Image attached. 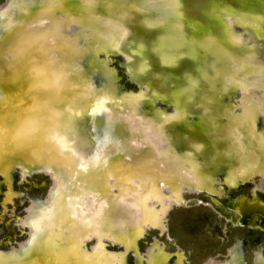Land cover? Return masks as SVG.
<instances>
[{
	"label": "bare ground",
	"instance_id": "bare-ground-1",
	"mask_svg": "<svg viewBox=\"0 0 264 264\" xmlns=\"http://www.w3.org/2000/svg\"><path fill=\"white\" fill-rule=\"evenodd\" d=\"M85 1L87 4L81 6L80 9V3L84 4ZM102 1L103 0H5V2L0 5V90L2 93L0 96V129L4 127L3 125L6 123V117L11 114V111L14 110L13 106L18 101L25 99L23 101L24 103L22 102L24 106L17 108V110L23 111L41 98L38 96L39 92H53L50 87L54 84V79L58 73L57 68L54 67V65H49V63L44 64V62L48 61V56L49 58H54V56L58 58L61 57L60 54H50L48 50L49 47H52L54 44L52 39L56 37L65 42L70 53H72V49L76 50V52L80 54V61L82 62L83 60L84 65L96 71V74L93 75L88 74L86 70L84 73H80L77 79L69 81V84L67 83L70 86L67 89L72 91L76 89L79 84L83 88L82 92H84V96L95 95L99 98V101L95 103L93 101L94 99L88 100L83 106L85 110L84 114L90 113L88 121L82 119H65L63 122L59 123L57 128L61 130V140H66V143L71 144L70 146L67 145L62 148L67 147L69 149H75L61 155L60 161L58 160L55 162V160H51L49 157L53 155V152L62 149L60 147L61 141L56 139V141L48 142L47 146L44 145L45 148L44 151H42L40 145L34 144V139H29V141L26 142L27 140L24 138L25 136H23L25 134V131L22 129L24 126L23 124H21V126H19L20 124L12 126V130H19V133L10 138V144H12L10 148H13V153L5 157L4 161L0 160V172L3 174V179L5 181L11 179L10 172L19 162H26L27 166L23 165L24 170L25 168H29V170L39 168L40 164L44 167L46 166L45 168L48 170H55L58 168V164H60L62 165L60 169L64 168L65 172L61 181L58 183L60 185L59 192H54V190L50 192V200H47L50 201L48 202L49 204L46 203V201L42 203L35 202L30 208L33 210L29 211L30 213L28 212L29 217L26 216L28 217V225L32 227L30 244L27 248V244L24 246V248L29 251L26 253L24 252L26 251L25 249L24 251H0V264H122L125 262V259L130 255L133 247L127 244V240L117 237L128 235V238H134L144 229L148 221L150 222V215L154 212L158 214L160 210L158 209L157 211L156 208L150 205L151 203H148L149 200L155 198L156 202L153 201V203L156 205L169 203V201L160 197L161 189L167 188L175 198L180 195V187H176L175 183L170 182L171 187H175L171 188L170 185L167 184L169 180L167 182L165 181L166 183H164L162 187L158 186L161 189H158V187H154L153 189L143 187L144 182H146V186L150 185L153 187L152 182L154 177L151 176V178H149L150 176L148 175L142 178L133 176L131 173H128L130 172L128 171L129 168L133 172H137L142 168H154L160 172H167L169 169L166 167L170 165L176 173L181 172L180 169L182 168H187L191 172L194 171L197 176H200L203 179V183L214 185V179L210 180V177L224 174V171L220 169L222 163H224L227 169L233 170L232 172H235L234 169H238L239 172H237L239 174L237 178L234 179L233 177L231 180H226L230 189L237 188L240 180L251 178L250 174L246 171L247 169L243 167L246 161L248 165L254 167L253 169L250 168V173L259 174L264 171V159L262 154L264 153V142L259 139L257 134L249 133L251 132L250 126H245L242 130H239L243 126L240 125L242 123L241 121L239 122L240 117L244 119L247 114L249 116L251 111L244 106V97L247 96L248 99L250 98L249 96L252 97L253 92L251 91L255 88L249 87L251 86L249 84L244 85L238 78L248 77V75L260 69L264 72V69L258 64V59L264 60V8H259L258 3L264 4V0H112L116 4L115 6L129 5L132 13H124L120 17V24L117 26L118 29L115 30V36H113L114 34H111L112 36L105 35L109 37V43H107L108 49L101 46L102 43H99L102 40L103 34L100 33L97 28L102 26V24L92 15V12L99 11L98 7ZM110 7H112V5H110ZM104 11L105 9L103 12L100 11V13H104ZM244 11H251L259 15L262 21L254 22L248 18L244 19L242 17ZM59 13L64 15L59 16ZM116 16L117 15L113 13L112 17L115 18ZM177 16L179 17L176 18ZM132 19L138 23H144V26L136 29L132 27L131 29L128 23ZM77 21H81V24L78 26L74 24ZM230 22L240 25L242 27V32L247 33L248 36L241 37L239 34H232L229 36L228 33L224 31L223 26L225 27L227 23L230 24ZM107 28H109V26L105 28L106 30H104V28L103 30L107 31ZM180 28H185V30L182 31ZM158 31L160 35L156 37ZM192 31L193 35L191 34ZM108 34H110V32ZM48 37L52 39L47 41ZM80 41L86 42L83 47L78 45ZM192 42L197 45L193 46ZM204 42L206 44H204ZM202 43L205 46L207 45L208 52L218 55L221 54L225 57L224 72H220L216 77L220 93L213 97L215 103L211 100L212 97L208 98L206 102L207 105H211V103L215 105L217 101L220 105H218L219 107L205 106V108H215V110H218L221 106L220 109L225 111L223 106L229 104L228 100L230 97L236 95L238 92L242 96L240 100L242 109L238 110V114L235 115L234 111L230 114H225V116L229 114V118L230 116L235 118L233 119V123L227 121L228 123L215 124L214 127L217 129V132L212 136H215L214 138H205L204 141H200L201 136L211 123H204L198 120L196 116L191 117L194 119L192 122L186 119L177 124H169L170 118L178 114L179 111H182L179 109L187 107L188 104L196 100L198 101L195 105L204 102L205 99H203V97L196 99V94L190 90L192 85L186 88L185 93H190L187 95V101L181 103V105L172 106L174 103L173 100L176 99L175 97L179 92L170 95L169 98L166 94L165 97H167V99L165 98L164 100L165 105L166 107L171 105V107L174 108L175 114H168L167 117H169V119L164 117V122H167L165 132L163 128L162 131H160L161 129L157 127L153 129L154 131H150L141 120L137 119V117L132 114L129 116L128 113L120 109L115 108L114 111H109L110 109L108 108L106 110L104 109L108 102V97L110 96H112L111 100L115 103H119L123 99L126 100V97H129V102L140 99L145 101L146 99L142 105H146L147 107L150 106L152 113L158 114L160 117L163 115L166 116L163 110L157 111L153 108L155 107L154 100L152 99L153 97H147L146 88L141 81H147V90L150 91L153 87L155 91L154 95L156 96L164 95L163 93L165 91L169 93V91L175 89V87L182 86L179 80L183 75L182 70H188V66L190 65H187L186 61L183 59H179V56L175 57L176 55L173 58H171V54L170 58L166 57L167 55L159 56L158 51L164 49L163 51L166 50L167 52V50H169L174 53L175 51L178 52V50L180 51L183 49L193 50L194 55L190 57L194 59L192 61H196L197 59L200 60L199 55L204 52L201 50L202 47L200 46ZM235 43H238V45H235ZM121 45L122 47L125 45V48L121 49ZM195 46L196 48H194ZM25 47L27 55L22 56L19 54V51ZM39 47L45 49L40 56L36 54ZM100 52H104L105 55L98 57ZM109 53L120 55L121 59L123 58L122 61L125 65L124 69L131 75V81L136 84L139 91L121 92L120 88L115 85L113 70H107L105 66L106 55H109ZM233 53L241 54V59L243 60L236 61L235 57L231 55ZM126 57L128 59V64H126ZM63 58L66 57L62 55V61ZM71 58L72 59L69 58V60L67 57L66 60L62 62V65L55 60V65L60 64L61 67L59 73L65 74L74 72L72 64L73 57ZM102 58L105 60L103 61ZM161 58L162 61L166 60V58H168L167 60L170 59L169 62L172 61L170 66H173V68L168 64L167 66L160 64L159 61H161ZM205 58L206 56H204V60ZM238 59L240 58L238 57ZM147 60H149L150 63L147 62L148 67L146 66L138 71L141 74H139V77L137 76V78L140 79V81H138L131 73L136 67H141L140 65ZM162 61L161 63H164ZM177 64L178 66L175 67ZM206 64L207 63H204L203 60L200 64L192 63L194 66L191 71L196 72L206 66ZM217 64L219 63L217 62ZM217 64L215 67H217ZM159 65L162 69L170 67L169 69L171 70L169 72L165 71L164 74H162L163 71L162 73L160 71L157 73L156 70H158ZM2 70H9L10 72L3 74ZM135 71L136 70H134V72ZM155 72L160 74L159 77L162 80L156 78L158 75L156 76ZM17 75L20 76V79H18ZM198 75L201 76L192 77L190 80L192 79L194 83L197 82L198 86L201 87V82L205 78V74L203 75L201 72ZM250 78H252V75ZM21 82L22 86H20ZM208 82L210 84V81ZM95 87H102V90L99 92L95 91ZM33 88L36 89L35 92H31ZM263 88L260 89L262 90ZM64 89H66V86L61 85L58 91L62 94ZM171 96L172 99H170ZM181 97H183V95ZM168 99L169 101H167ZM262 99H264V95L260 96L257 100L258 102L254 104V106L256 105V111L260 114L264 111V101H262ZM259 101H261V105H258ZM4 102H8L9 105L7 108L3 109L1 107L5 105ZM26 104L28 105L27 107H25ZM106 107H109V105ZM101 108H103L102 112L96 115L97 111ZM136 108L139 109V106L132 105V113ZM211 113L215 114L216 112L213 111ZM165 118L167 120H165ZM160 121L163 122V118H161ZM122 123L126 126V130L121 129ZM190 129L192 136L195 138L194 143L197 145L202 142L199 144L201 146L195 148L194 144H187L181 139V135L184 134V131H189ZM234 130H237L235 134H233ZM219 131H231L233 133L232 136H227ZM239 131H242V134L239 133ZM127 132L129 133V137H123ZM45 133L43 137L47 136V134H51L48 129ZM68 135H70V137H68ZM235 135L242 138L239 140H243V147L237 140H233V136ZM160 136L162 138L164 136V138L159 140ZM7 137L9 138V136H0V159L3 158L2 156H4L7 148H9L8 146H10L6 143ZM173 138L175 141H173ZM97 140H100L101 144L104 145L107 143L106 141L111 140L114 146L113 155L110 157H100L104 150L100 143H96ZM176 143L179 145V152L174 149ZM167 144H170L173 149L167 147ZM164 145H166L167 148H164ZM84 146H88L87 153H83L82 151ZM247 147L251 148V150H248ZM15 148L17 149V153ZM185 148H189L190 152L186 154L180 153V150L182 151ZM48 149L51 152L50 154L46 151ZM158 149H161L162 154L156 151ZM95 151L99 153L95 154ZM41 152L42 154L40 155ZM173 153H176L177 156L179 154V160H173L171 157ZM242 153L246 154L243 155ZM124 155H130L131 157L125 159ZM161 156L162 158H168L165 164L161 162H150L151 160L156 161L155 159L159 157L161 159ZM208 156L211 160H217L221 162V164L219 163V165H214V168L209 167V169L206 170L201 166L204 164L200 162L206 160ZM85 159L91 161V164L82 176L86 181L90 179V177H96L97 182L93 183V185L97 186L102 196L97 195V191L76 190L64 186L65 184L68 185L74 182L76 173H79H73V175H75L72 177L69 171L70 168L80 165ZM38 160L42 162L39 163L40 161ZM191 162H194L195 167H192ZM120 163L122 164L120 165ZM106 165L109 166L105 168L104 166ZM86 181H82V185L87 184ZM121 183L128 187L130 186L132 193L128 192L127 194L125 191L126 188L122 187L120 185ZM55 184H57V182ZM204 186L205 185H203V187ZM118 188H122L124 191L122 190L119 194L117 191ZM165 191L166 190H164V192ZM217 191L219 192L218 188ZM54 193L56 194L55 197H53ZM228 204L232 206L233 209L239 211L238 226H242L244 220L253 213L257 211L264 213V205L259 201L256 195L254 199H248L242 194L235 202H229ZM152 211L154 212L152 213ZM151 218H153V216ZM156 221L158 222L159 218H157ZM238 221H235V223ZM62 229H65L64 233H62ZM97 230L103 231L98 233V236L101 233L105 234V231H111L115 239H118L116 242L112 241V244L118 248H114L112 252L107 249L105 250L103 247L99 253L97 251L92 253L86 251L83 248L85 238H90L88 241H96L95 237H90L89 234H97ZM108 234L109 233H107V235ZM82 235L86 236L84 237ZM101 239H98L99 243H104L106 241L103 239L102 241ZM240 244L241 240L239 239L235 242L233 249L229 251L231 255L233 253H239L241 256L239 260L236 259L237 257L234 258L232 264H244V257H242L244 249L241 248ZM134 245H136V243ZM161 250L164 251V249ZM179 252L180 248L171 254L159 252L154 255L155 257L146 258L144 261L147 263L152 260L153 264H164V262H162L164 257H166L165 262H168L171 260V255H177ZM98 254H100V257ZM94 257L99 258L95 259V261L93 260ZM109 257H111V261L108 260ZM255 264H264V261H261L260 258L257 257Z\"/></svg>",
	"mask_w": 264,
	"mask_h": 264
},
{
	"label": "rangeland",
	"instance_id": "rangeland-1",
	"mask_svg": "<svg viewBox=\"0 0 264 264\" xmlns=\"http://www.w3.org/2000/svg\"><path fill=\"white\" fill-rule=\"evenodd\" d=\"M4 2H5V0H0V5L3 4ZM111 2L112 3H107V0H103L102 3L98 7L99 11L92 12V15H94V17L97 20H99V22L102 24V26H99L97 28V30L103 34L102 40L99 43L100 44L102 43L103 45L101 44V46H103L105 48H107V45H108L107 43H109V37H107L105 35L112 36L114 34L113 36H115V30L118 29L117 26L120 24V17L124 13H128V14L132 13V10L130 9L129 5H127V6L126 5L115 6L116 5L115 2L112 0H111ZM85 4H87L86 1L84 2V4L80 3L79 8L81 6H84ZM258 4H259L258 5L259 8H261V9L264 8V4H260V3H258ZM102 5H104V6H102ZM110 5H112V7H110ZM113 8H115V9L118 8L119 10L116 9L117 10L116 11ZM104 9H105V11H104L105 14L102 13ZM111 9H113V10H111ZM100 11H102V12L100 13ZM113 13H115V15H117L118 17L117 16L115 18L112 17ZM61 15H64V14L59 13V16H61ZM178 17L179 16H177L176 18H178ZM242 17L244 19H246V18L251 19L254 22L262 21V19L259 15L254 14L251 11H244V14H242ZM131 18H133V17H131ZM168 22H170V21H168ZM74 24L76 26H78L81 24V21H77ZM111 25H112V27H111ZM104 26H106V27L109 26V28H107L108 32L104 31V30H106L105 29L106 27H104ZM128 26L131 29H132V27L136 29V28H141L142 26H144V23L141 24V23H138L137 21H135L134 19H132L128 23ZM231 27H233V28H231ZM103 28H104V30H103ZM223 28H224V31H226V33H228L229 36L232 34H239L241 37L242 36H245V37L248 36L247 33L242 32V30H241L242 27L236 23H232V22H230V24L227 23V25L225 27L223 26ZM181 29H182V31L185 30V28H180V30ZM109 32H110V34H108ZM191 34L193 35V31L191 32ZM158 35H160L159 31H158L156 37ZM50 39H52V38L48 37L47 41H50ZM103 39H108V40H103ZM52 40H53L54 44L52 45V47H49V49H48L50 54H53V55L54 54L55 55L60 54L61 57L63 55V57L64 56L66 58L68 57V59L69 58L72 59L71 57H73V61H72L73 63L72 64H73L74 72L65 73V74L59 73V71L61 69L60 64L62 65L63 64L62 62L64 60H66V58H63V61H62L61 57L60 58H58L56 56H54V58H52V57L49 58V56L47 57L48 61L47 62L45 61L44 64L49 63V65H54V67L57 68V72H58L55 79H54L53 86L50 87L53 92H50V91H45L43 93L39 92L38 96L41 98H39L35 103L31 104L32 106L31 105L28 106L26 104L25 107L28 106V108H26L23 111L17 110V108H19L20 106H24L22 104V102L25 99H21L20 101H18L13 106L14 110H12L11 114L6 117V123H5V125H3L4 127L2 129H0V136L1 137L2 136H9V138L7 137L8 139H7L6 143H8L7 145H10V146H8L9 148H7L4 156H2L3 158L0 159L1 161H4L5 157H7L8 155H11L13 153V151H12L13 148H10V147H12V144H10V138H11V136H16L19 133L18 132L19 130H16V131L12 130V126H16L19 124H20L19 126H21V124H23L24 126L22 129H23V131H25V134L23 135V136H25L24 138H26V140L27 139H34V141H33L34 144L40 145L42 151H44V148H45L44 145L47 146L48 142L56 141V139H58V141H61V144H60L61 148L64 146H67V145L70 146L71 144L66 143V140H61L62 139L61 130H58L59 128H57L59 123L63 122L65 119H71V120H78V119L81 120L82 119V120L88 121L90 113H88V114L86 113L87 115L84 114L85 110L83 109V106L86 104V102L88 100L94 99L93 100L94 103L99 101L98 96H95V95L84 96V92H82L83 88L79 84L77 85L76 89H74L72 91H69L67 89L70 87L68 85L70 83L69 81H73L74 79H77L79 77L80 73H84L86 70L88 72V74L93 75V74H96V71L91 70V68H89L87 65H84L83 60H82V62L80 61V59H81L80 54H78L76 52V50L72 49V51H71L72 53H70V51L67 48V45L65 44V42L60 40V38L56 37ZM85 43H86L85 41H80V43H78V45L80 47H83L85 45ZM151 43H153V42H151ZM192 44H193V46L197 45V44H194L193 42H192ZM204 44H206V43L204 42ZM204 44L202 43L200 45L202 47L201 50L204 51L203 52L204 54L203 53L200 54L199 55L200 60L197 59L196 61H192L194 59H191V57H190V56L194 55L193 50L191 51V50L183 49L180 51L178 50V52L175 51L174 53H172L169 50H167V52H166V50L163 51L164 49H162L161 50L162 53L160 50L158 51L159 53L157 52L159 56L167 55L166 57H168V58H170V54H171V58H173L175 55H176L175 57L179 56L178 57L179 59H183L184 61H186L187 65H190V66H188V68H189L188 70H186V71H184V69L182 70L183 75L179 78V80L181 82L180 84L182 85L179 87H181V88H179L177 86V87H175V89L170 90L169 93L165 91L163 93L164 95H157L156 96V95H154L155 91H154L153 87L149 91V90H147V84H146L148 82L144 81V80L141 81L143 86L146 88V94H148L147 97L148 96L150 98L153 97L152 99L154 100V106H155L153 108L157 111L163 110L165 112L166 116L163 115L162 117H160V115L152 113L150 106L147 107L146 105H142V103L145 102V101H143V99L134 100V102H132V101L129 102V100H130L129 97H126L127 98L126 100L123 99L121 101L122 103L121 102L115 103V102H113V100H111L112 96H110V97H108V102L105 105L104 109L106 110L108 108V109H110L109 111H111V110L114 111L115 108L120 109L121 111L128 113L129 116L132 114L135 117H137V119L141 120V122H143V124L147 127V129L149 128L150 131L151 130L154 131L153 129L157 127L158 129H161L160 131H162V128H163V130L165 132V130H166L165 127L167 126L166 125L167 122H164V117H167L168 114L169 115L175 114L174 108H172L171 105L166 107L165 102H164L165 98L167 99V97L169 98L170 95L179 92V94H177L175 97L176 99L173 100L174 103L172 101V103H173L172 106L175 107L176 105H181V103H184L187 101V95L190 93V92L187 94L185 93L186 88H189L190 85H192L190 90L196 94V99L203 97V99H205L203 102L205 105L203 103L195 105V103L198 100L193 101L192 103L188 104L187 107H183V108L179 109V110H182V111H179V113H178L179 117H178V114L172 116L170 118L169 124H177V123L181 122L182 120H186V119H188L192 122L194 119L191 117L196 116V117H198L197 118L198 120H201L204 123H206V122L208 124L211 123L209 125L210 127L208 126L205 133L201 136L200 141H204L205 138H211L215 134V132H217V129H215V127H214L215 124L219 125L220 123H222V124L226 123L229 120V114L231 112L234 111V114L237 115L238 110L242 109V106H240V103H241L240 100H241L242 96L238 92L236 95H233L232 97H230L228 100L229 104L223 106V109H225V111L220 109L221 106H220V108H218V110H215V108L214 109L213 108L212 109H210V108L206 109L205 108V106H218V105H220L217 103V101H216L215 105H213L212 103H211V105L210 104L207 105L206 102L208 101L207 100L208 98L212 97L211 100H213L215 103V100L213 97L216 94L220 93V89L218 90L219 86L217 85L218 82L216 81V77L218 76V74L220 72H224L225 57H223L221 54L218 55L215 53L213 54V53L208 52L207 51L208 47H207V45L205 46ZM235 45H238V43H235ZM41 47H39L38 51L36 52V54H38L39 56L43 53V51H45V49L41 48ZM194 48H196V46ZM19 52H20L19 54L22 56L27 55L26 47L23 48L22 50H20ZM191 52H193V53H191ZM101 55H105L104 52H100V55H98V57H100ZM224 55H227V54H224ZM231 55L235 57L236 61L243 60V59H241L242 57H241V54H239V53L238 54L233 53ZM108 56H109V58H108ZM204 56H206L205 60H204ZM238 57L240 59H238ZM168 58H166V60H164V61H162V58H161L160 60L164 63H161V61H159L160 64H163L165 66H167V64H168L170 66L172 61L169 62L170 59L167 60ZM122 59H121L120 55H116V54H112V53H109V55H106V60L104 58H102L103 61L105 60V66H106L107 70H110V71L113 70V74L115 75V85L120 88L121 92H126V91L137 92L139 90H138L136 84H134L131 81V75H129L128 72L124 69L125 65H124V62L122 61ZM50 60H51V63H50ZM55 60H57L58 63H60V64L55 65ZM202 60L204 63H207L206 66H204L203 68L199 69L196 72L191 71V69L194 66V65H192V63L200 64V62ZM258 61H259L258 64L264 69V60L258 59ZM147 62L150 63L149 60H147L146 62H144L140 65L141 67H138L139 70L136 67L134 69L136 71L134 72V70H133V72L131 74L139 77L141 74L138 71L142 70V68H144L146 66L148 67ZM217 62L219 64H217ZM215 63L217 64V67H215L216 66ZM126 64H128L127 57H126ZM108 65H109V67H108ZM137 66H138V64H137ZM177 66H178V64L175 65V67H177ZM170 67L173 68V66H170ZM170 67H167V69H162V68H160V65H159V68L156 71H157V73H159L158 71H160L161 73L163 71L162 74H164L165 71L169 72L171 70V69H169ZM9 72H10L9 70L8 71L2 70L3 74L9 73ZM201 72L203 73V75L205 74V78L202 81L203 83L201 82V87H200V86H198L197 82L194 83L192 81V79L190 80V78H192V77L194 78L195 76L200 77L202 74L201 75H198V74ZM157 73L155 75L156 76L158 75L156 77L158 79V78H160L159 77L160 74H157ZM251 75H252V78H250ZM93 78H94V76H93ZM238 78L240 79V82L243 83L244 85L249 84V85H251L249 87L255 88L253 91H251V92H253L252 97L249 96L250 97L249 101H250V103H252L251 105L254 106V104H256V102H258L257 101L258 98L260 96L264 95V91H263L264 90V88H263L264 87V72L261 71V69H260L254 73H251L250 75H248V77L245 76L244 77L245 79L243 77H238ZM18 79H20V76H18ZM205 79H207V80H205ZM246 80H248V81H246ZM208 81H210V84ZM159 82H161V81H159ZM211 82H212V84H211ZM21 84H22V82L20 83V86H22ZM261 84H262V87H261ZM61 85L66 86V89L63 90L62 94L58 91V89ZM210 85H211V87H210ZM183 87H184V89H183ZM177 88L179 89V91ZM260 88H263V89L261 90ZM35 90L36 89L33 88L31 90V92H35ZM101 90H102V87H97V88L95 87V91L99 92ZM37 91H38V89H37ZM166 94L168 95L167 97H165ZM1 95H2V93L0 90V96ZM182 95H183V97H181ZM250 95H251V93H250ZM49 98H51L52 101ZM95 98H98V99H95ZM170 99H172V96ZM158 101H160V102H158ZM167 101H169V99ZM260 102L261 101H259V104L258 103L257 104L261 105ZM4 104L5 105H2V107H1L3 109L7 108L9 105L8 102H4ZM108 105H109V107H106ZM132 105H135V106L142 105V108H141L142 111L139 109H137V110L135 109V110H133V113H132V111H131ZM102 110H103V108L99 109V111H97L96 115L99 114V112H102ZM213 111H215L216 113L218 112V113L212 114L211 112H213ZM227 113H229V114L227 116H225V114H227ZM246 117L244 119H241L242 117H240L239 122L241 121L242 123L240 125L241 126L243 125V126L239 130H242L245 126H250L251 132H249V133L250 134H254V133L257 134L259 139L264 142V111L261 114L256 111V113L253 116H250V115L248 116V114H247ZM161 118H163V122L160 121ZM167 119H169V117H167ZM167 119L165 118V120H167ZM231 123H233V120ZM210 128H211V130H210ZM47 129L50 130L51 134L50 135L47 134V136L43 137V135L46 134L45 132L47 131ZM253 130H255V131H253ZM235 132H237V130H234V133L231 131L230 132L221 131L220 133H223L227 136L228 135L232 136V133L235 134ZM241 132L242 131H239V133H241ZM149 133H151V132H149ZM147 135L149 136L148 133H147ZM164 136H163V138H164ZM68 137H70V135H68ZM214 137H212V138H214ZM163 138L160 136L159 140H161ZM240 138L241 137H239L238 135L233 136V140H237L240 144H242V147H243V142H242L243 140L242 141L239 140ZM181 139L183 141H185L187 144H191V143L194 144L195 148L201 146L199 144L202 143V142H200L197 145L194 143L195 138L191 134V129L189 131H184V134L181 135ZM173 141H175L174 138H173ZM106 142L107 143L104 145V144H101L100 140L96 141V143H100V145L102 146V149L104 150L103 153H101L100 157H110L113 155V147L114 146L111 143L112 141L109 140ZM178 143H176V145L174 147V149L176 151L179 150L178 149L179 148ZM158 144H159V142H158ZM170 144H167V147L173 149L170 146ZM167 147H166V145H164V148H167ZM247 148H248V150H251V148H249V147H247ZM188 149L189 148H185L182 151L180 150V153H185V154L187 152L189 153L190 149L189 150ZM71 150H75V149H73V148L69 149L67 147L59 149L56 152H53V155H50L49 158L51 160H55V162L58 160L60 161L61 155H64L65 152H68ZM248 150H246V151H248ZM46 151L48 154L51 153L49 149ZM156 151H158V153H161V149L160 150L158 149ZM98 153H96V151H95V154H98ZM41 154H42V152L40 153V155ZM242 154L245 155L246 153H242ZM262 154H263V159H264V153H262ZM243 155H241V156H243ZM178 156H179V154H178ZM178 156L176 153H173V155L171 157L173 158V160H179L180 156L179 157ZM124 157H125V159H127L128 157H131V156L130 155L129 156L124 155ZM212 158H214V157H212ZM155 160L156 161L151 160L150 162L151 163L152 162H155V163L161 162V163L165 164V162H166V160H168V158H162V156H161V159L159 157V158H156ZM41 162L42 161L40 160L39 163H41ZM22 163H25V164H22ZM197 163H199V162H197ZM200 163L204 164L201 166L204 167L206 170H208L209 167L212 168L214 165H219V163L221 164V162H219L217 160H211L209 158V156H208V158H206V160L201 161ZM90 164H91V161H88L85 159V161H82L80 163V165H77L74 168L73 167L70 168L69 171H70V175L72 177L75 175V174L73 175V173H75V172H79V173L78 174L76 173V177H74L75 178L74 182H72L68 185L65 184L64 186H66V188L71 187L72 189H76V190L92 191V192L97 191V193H98L97 195L102 196L101 195L102 193H101V191H99V189H97V186L93 185V183L97 182L96 177H90V179H87V181H86L85 178H83V176H82V174L86 171V169H88ZM121 164L122 163H120V165ZM191 164H192V167H195L194 162H191ZM23 165L27 166L26 162L17 163L14 166L13 170H11V172H10L11 179H9L7 181H5L3 179V174L0 172V251L1 252H7V251H11V250H17V251L23 250L24 251V249L26 250V251H24L25 253L27 251H29L26 248H27V246H29L30 241H31L32 227H30V225H28V223H27V219L29 217L28 212L33 210L30 208L32 207V204L34 205L35 202H38V203L39 202L42 203L45 201H46V203L50 202V201H47V200H50V197H49L50 192L53 190H54V192H57V193L59 192V189H60L59 186L60 185L58 183L61 181L63 174L65 172L64 168L60 169V166H62L60 164H58V168H56L55 170H52V169L48 170L45 168L46 166L44 167L43 165H41L39 168H35L33 170H29V168H25V170H24ZM107 166H109V165H106L104 167L106 168ZM243 167L247 169V170L246 169L245 170L250 174L251 178H248L247 180H244V179L240 180L237 188H235V189H230L227 181L233 179V177H234V179L238 177V175H239L238 169L233 168L235 170V172H232L233 170L231 171V170L227 169L226 164L224 165V163H222L221 168H220L221 170L224 171V174L210 177V180L214 179L213 180L214 185L213 184L211 185L210 183H208V185L206 183H203V179L200 176H197V174L194 171L191 172L187 168L180 169L181 172H179V173H176L175 170H173L170 165L168 167H166L167 169H169V171H167V172H160L159 170L154 169V168H150V169H145V168L143 169L142 168V169L138 170L137 172H133L129 168L128 171H130V172H128V173H131V175H133V176H138L139 178L145 177L147 175L150 176L149 178H151V176L154 177L153 179L155 181L153 180V182H152L153 187H151L150 185L146 186V182L143 183V187L148 188V189H153L154 187H158V186L162 187V185L169 180L167 183L168 185H170V182H171V183H175L176 187H180V195H178L175 198L174 196L171 195V192L167 188L161 189L160 187H158V189H161L160 197L169 201V203L156 205L155 203H153V201L156 202L155 198H153L154 200L153 199L149 200L148 203H151L150 205H152L154 208H156L157 211H158V209L160 210V211H158V214L156 212L152 211V213L153 212L154 213L150 216L151 217L153 216V218L150 217V222L148 221V223L144 227V229H142L141 232L137 236H135L134 238H131V237L128 238V235L123 236V237H117V238H121V239L123 238V239L127 240L128 241L127 244H129L130 246L133 247V249H131L130 255L125 259V262H123L122 264H153L152 260L148 261L146 263V261H144V259H146V258L148 259L149 257H152L156 253L158 254L159 252H161V253L167 252V253L171 254L174 251H176L178 248H180V252L177 255H174V256L171 255V260L168 262H165L166 257H164L162 262H164V264H171V263H173V264H181V263L182 264H207V263L208 264H216L217 262H218L217 264H219V263L232 264L234 258L237 257L236 259H238V260L241 258L239 253H233L232 255L229 253V251L231 249H233L235 242L239 239L241 240V244H240L241 248L244 249V254H242V257H244V264H255V260L257 257H259L261 261H264V213H262L261 211H257L255 213H253L251 216H249L247 219H245L242 226H238L237 223H239V221H238L239 211H237L236 209H233V207L228 204L229 202H235L243 194L248 199H254L255 195H256L257 198L259 199V201L264 205V171H262L259 174L258 173L257 174L250 173L249 172L250 168L253 169L254 167L248 165L247 161ZM67 171H68V169H67ZM231 174H233V175H231ZM82 181H86L87 184L82 185V183H81ZM56 182H57V184H55ZM124 182H125V180H124ZM192 182H195V183H192ZM199 184L201 185L200 187L194 186V185H199ZM120 185L122 187L126 188L125 191L127 192V194H128V192L132 193L130 186L128 187L127 185L122 184V183ZM203 185H205V186L203 187ZM170 187H171V185H170ZM173 187L174 186H172L171 188H173ZM217 188H218L219 192L217 191ZM122 190H123L122 188L117 189L119 194L121 193ZM164 190H166V191L164 192ZM55 195L56 194L54 193L53 197H55ZM26 216H28V217H26ZM154 217L159 218V221L157 222L156 221L157 218H154ZM235 221H238V222L235 223ZM163 222L166 226L163 224ZM160 227H161V229H160ZM30 228H31V230H30ZM155 228H157V229H155ZM64 231H65V229H62V233H64ZM97 231H98L97 234H95V233L89 234L90 237L91 236L93 238L95 237L97 242L93 241V240L88 241V239H90V238H88V237L85 238V241L83 242V245H84L83 248L86 251H88L90 253L97 251L99 253L103 247L105 250L107 249L108 251L112 252V251H114V248H118L117 246L115 247L112 244V241L116 242V240H118V239H115V236L111 234L112 233L111 231L110 232L105 231L106 232L105 234L101 233L99 236H98V233L103 232V231H99V230H97ZM107 233H109V234L107 235ZM82 236L85 237L86 235H82ZM101 238L103 240H106V241L104 243L103 242L99 243L98 239H101ZM135 243H136V245H134ZM25 244H27L26 248H24ZM94 246L96 247V249ZM161 249H164V251H162ZM170 251H172V252H170ZM227 251H228V253H227ZM258 252H260V253H258ZM98 256L100 257V254H98ZM99 257H94L93 260H95ZM108 260L111 261V257H109ZM122 260H124V259H122Z\"/></svg>",
	"mask_w": 264,
	"mask_h": 264
},
{
	"label": "water",
	"instance_id": "water-1",
	"mask_svg": "<svg viewBox=\"0 0 264 264\" xmlns=\"http://www.w3.org/2000/svg\"><path fill=\"white\" fill-rule=\"evenodd\" d=\"M107 3H112L111 2V0H107ZM125 48V45H123V47H122V45H121V49H124ZM135 76V78L138 80V81H140V79H138L137 78V76L136 75H134ZM8 92V91H7ZM52 98V97H51ZM51 98H49L50 100H51ZM52 101V100H51ZM144 101V100H143ZM142 101V102H143ZM145 101H146V99H145ZM262 101H264V99H262ZM243 104H244V106L247 108V109H249V110H251L250 111V113H249V115L250 116H253L254 114H255V112H256V108L253 106V105H251L252 103H250V101H249V99H248V97L246 96V97H244V100H243ZM140 106H142V105H139V110H141V108L142 107H140ZM256 106V105H255ZM136 109H138V108H136ZM233 119H235V118H233L232 116H230V118H229V120H228V122L229 123H231V121L233 120ZM121 129L122 130H126V126L122 123V126H121ZM70 130V129H69ZM123 137H125V138H127V137H129V133L127 132ZM29 141V139H27V141L26 142H28ZM19 151V150H18ZM82 151H83V153H87L88 152V146H84L83 147V149H82ZM16 153H17V149H16ZM36 160V159H35ZM38 161H40V160H38ZM40 166H41V164H40ZM192 183H195V182H192ZM195 187H200L201 185L199 184V185H194Z\"/></svg>",
	"mask_w": 264,
	"mask_h": 264
}]
</instances>
